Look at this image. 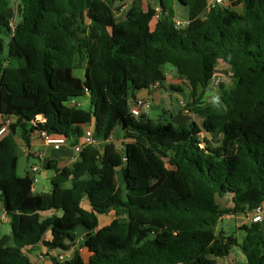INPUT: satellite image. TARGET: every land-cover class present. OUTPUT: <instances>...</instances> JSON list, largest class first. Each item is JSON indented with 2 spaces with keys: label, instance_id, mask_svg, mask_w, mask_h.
I'll list each match as a JSON object with an SVG mask.
<instances>
[{
  "label": "trees",
  "instance_id": "16d2710c",
  "mask_svg": "<svg viewBox=\"0 0 264 264\" xmlns=\"http://www.w3.org/2000/svg\"><path fill=\"white\" fill-rule=\"evenodd\" d=\"M125 1L0 0V114L11 119L0 140V211L11 226L0 264H34L40 247L52 264H218L234 249L243 264H264L260 222L238 228L241 242L216 231L223 215L264 204V0H131L117 20L114 4ZM166 63L188 82L185 109L201 122L130 114L133 92L162 83ZM219 63L232 86L205 102ZM82 97L88 108L67 106ZM88 124L97 144L71 167L49 162L51 189L34 193L33 178L17 174L19 140L45 131L76 144ZM115 128L127 139L121 150ZM78 227L87 256L59 259Z\"/></svg>",
  "mask_w": 264,
  "mask_h": 264
},
{
  "label": "crops",
  "instance_id": "0c3cea01",
  "mask_svg": "<svg viewBox=\"0 0 264 264\" xmlns=\"http://www.w3.org/2000/svg\"><path fill=\"white\" fill-rule=\"evenodd\" d=\"M6 64L7 62L4 61L2 65L5 66ZM219 72L222 73L220 69L218 70V73ZM136 98H148L150 100L149 109L145 110L141 115V118L143 120L152 119L154 121L172 123L178 126L189 125L192 121H195L197 123L201 122L200 117L198 118V116L185 109V104L191 99V89L186 80L180 79L176 76L174 70H172L170 73L165 71V76L162 83L152 84L147 89L134 91L131 100H134ZM77 101V103L75 101H70L67 106H81V99H78ZM2 122L3 116L0 115V127ZM88 128L92 129V125L88 124L84 126V130ZM82 136L79 137L78 142L80 141ZM74 141L75 139L73 138L66 139L63 144H61L58 148H55L53 144L46 142L40 134H32L28 145H25L24 142L20 139L17 147V174L19 176L29 175L33 178L34 193L49 191L51 189L50 180L54 176L55 171L52 169H48L46 166L49 162H52L55 163L59 168L71 167L73 163L78 160L79 156L73 149L75 145ZM123 141L126 142L127 139L113 138V142L118 150H121L123 148ZM24 159L26 160V165L24 168H22L21 163ZM34 165L38 166V170L36 172H31V167ZM38 186H40L39 189L37 188ZM229 202H231L230 196ZM2 216L4 220L8 221L3 212ZM101 216L103 215L98 216L99 224L101 221ZM85 233L86 231L82 227L77 228L76 243H79L81 241L83 242ZM48 238L49 233H47L45 236V239ZM76 243L69 250L75 249V251H78V244ZM83 249L85 250L84 252H78L83 256H87L88 253L84 245ZM69 250L64 253L65 256L69 252ZM230 256L226 259L229 260ZM29 257L34 264H52L50 258L46 255L45 250L41 247L34 249L29 254ZM226 259L221 260L226 261ZM241 261L244 262V258Z\"/></svg>",
  "mask_w": 264,
  "mask_h": 264
},
{
  "label": "rangeland",
  "instance_id": "374dc122",
  "mask_svg": "<svg viewBox=\"0 0 264 264\" xmlns=\"http://www.w3.org/2000/svg\"><path fill=\"white\" fill-rule=\"evenodd\" d=\"M131 3H132L131 0H127L124 3L114 4V8L116 9L115 14H116L117 20H120L123 18L124 12L129 8ZM141 4L144 5V3H141ZM12 5H13L12 6V8H13V19H14V22L16 23V21H17L16 2L13 1ZM124 6H126V7H124ZM8 41H9V36L7 34L3 35V55L5 58L8 57ZM163 69L165 71H167L168 73H170L172 70H174V67L171 64L166 63L163 65ZM217 69L218 70L220 69V71L222 72V73L219 72L220 82H219V84H216V85L211 84V87L209 88L208 92L205 95V98H204L205 102H215L218 99V95L220 94V89H221L220 84H223L224 88H226V89H228L232 86L231 72H230L229 66H227L226 64H223V63H219ZM72 73L74 76L83 78L84 72L82 69H74ZM81 106L84 108L89 107V103L85 97L81 98ZM163 123H165V122H163ZM113 138H119V139L123 138L122 133L120 132V130L118 128H115V130L113 132ZM25 165H26V160L24 159V160H22V163H21L22 168H24ZM39 187L40 186H38L37 188L39 189ZM216 199H217L216 200L217 203L219 204V206L221 208H226L228 206H231V202H229V196H227V195H226V197H218L217 196ZM114 216L115 215L113 212H109L108 214L101 216L100 224L98 225V227L96 229L108 224L111 221V219L114 218ZM0 220H1L0 236L5 235V234H7V235L10 234L11 226L8 223V221L4 220L1 211H0ZM260 224H261V228L264 232V217H263V220L260 222ZM242 225L248 226L249 223H245L240 216H238L236 218H231V219H228L226 217H222L217 222L216 231L219 232L222 230L224 234L232 235V236L236 237L239 242H241L245 236V232L243 230L238 229V228L241 227ZM76 244H78V251L80 253L85 251L83 249L84 244L82 241L79 243H76ZM74 251H75V249L69 250V252L66 254L65 257L70 256L71 254L74 253ZM233 252L231 253L229 260L226 259V261H225V260H221L220 258H218V264H243V262L241 261V260H243L242 253L237 249H234Z\"/></svg>",
  "mask_w": 264,
  "mask_h": 264
},
{
  "label": "built area",
  "instance_id": "2783aa9c",
  "mask_svg": "<svg viewBox=\"0 0 264 264\" xmlns=\"http://www.w3.org/2000/svg\"><path fill=\"white\" fill-rule=\"evenodd\" d=\"M214 4L227 5V0H211L210 5H214ZM182 23L183 22L181 20L177 19L176 24L181 25ZM14 24L15 22L13 19V12H12V16L10 18V26L13 28ZM217 68H218V65L214 69V72L211 78V84H215V85L219 84L220 82V76H219ZM154 84H158V83L156 82ZM149 107H150V100L148 98H136L132 101V103H130L129 112L134 118H140L141 115L144 113V111L149 109ZM10 122H11L10 118L3 116V122L0 127V140L8 132V126ZM40 135L41 137L44 138L46 142L53 144L55 148H58L61 144H63L66 141V137L62 134L47 133L45 131H42ZM89 144H97V141L93 137V130L91 128H88L85 130L82 138L80 139L78 143L74 145L73 149L79 155V153L82 151L84 146L89 145ZM37 170H38L37 165H34L31 167V172H36ZM238 216H240L245 223L251 224V223L261 222L264 217V204L253 209L247 214L235 215V214L229 213V214L223 215V217H226L228 219L236 218ZM57 257L59 259H64L65 255L60 254Z\"/></svg>",
  "mask_w": 264,
  "mask_h": 264
}]
</instances>
